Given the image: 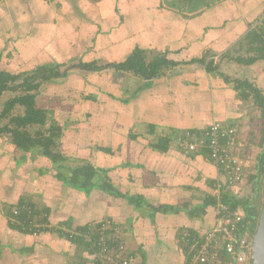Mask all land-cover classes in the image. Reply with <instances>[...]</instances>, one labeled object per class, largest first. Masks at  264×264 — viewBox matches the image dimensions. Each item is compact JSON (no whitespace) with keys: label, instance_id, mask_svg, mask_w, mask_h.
<instances>
[{"label":"crops","instance_id":"0c3cea01","mask_svg":"<svg viewBox=\"0 0 264 264\" xmlns=\"http://www.w3.org/2000/svg\"><path fill=\"white\" fill-rule=\"evenodd\" d=\"M208 2L0 0V47L14 57L7 66L0 54V69L19 71L44 62L72 66L80 59L121 61L137 47L149 60L161 54L168 60L151 79L124 70L94 71L104 73L101 87L87 80L81 97L60 95L50 109L55 116L69 112L63 123L56 122L63 127L65 165L77 164L75 158L90 162L98 168V183L109 180L121 195L97 187L78 189L58 178L47 158L24 156L0 138V264L86 260L81 243L12 226L6 213L20 200L46 209L55 224L77 227L112 219L141 264H187L180 236L185 230L203 235L213 226L214 205L204 202L213 193L216 169L203 150H181L176 137L185 129L203 130L213 120L237 121L240 136H246L242 120L249 110L241 109L234 81H223L239 77H231L218 56L257 22L264 7V0ZM207 51L211 54L204 61H193ZM211 60L219 70L207 69ZM81 100L77 114L82 119L75 121L71 102ZM164 138L169 139L165 149L164 142L157 145ZM165 205L172 210L154 209Z\"/></svg>","mask_w":264,"mask_h":264},{"label":"trees","instance_id":"16d2710c","mask_svg":"<svg viewBox=\"0 0 264 264\" xmlns=\"http://www.w3.org/2000/svg\"><path fill=\"white\" fill-rule=\"evenodd\" d=\"M207 6L212 4L211 0H208ZM220 1V0H218ZM262 14L256 19V23H252L246 32L238 39L236 42L239 49L247 53V56H242L238 54L236 56L229 55L226 52L224 56H229L230 59L234 60L241 65H251L258 61H264V7L262 9ZM3 48L0 49V54L3 56ZM9 53V54H8ZM5 54L7 57L12 56V52ZM210 51L203 53L201 57L193 59V61H204V56H209ZM67 63V62H66ZM168 60L165 55H158L154 59H148L146 51L140 48H135L125 59L121 61H108V62H98L97 60L83 61L78 60L73 62L72 66H67L65 69L61 70V66L65 63H52L44 62L36 64L32 68H23L19 71L14 69H0V95L6 91L11 90L15 92L12 98L5 101L4 106L0 112V120L7 117V122L4 124L0 123V138L6 137V140L12 147L23 152L25 154H30V156L40 155L47 158L51 163L52 167L57 173V177L68 182L81 190H88L89 188L97 187L104 192L111 195H121L109 180L101 178V182L98 183L96 180L98 168L94 167L90 162H83L80 158H75L78 162L75 165H65L67 156H65L60 150L61 137L63 135V127L56 122H51L48 127L46 126L47 110L36 106L33 102L34 94L39 91V87L42 82L55 79L67 75V70L73 67H77L81 70L86 71H101V70H124L131 71L137 75L144 78L151 79L159 76L163 65H167ZM207 69L210 71L219 70L218 63L214 64L211 60L208 62ZM227 78V79H226ZM223 79L225 82L234 81L235 90L239 94L240 100H251L256 106L255 113L258 111V117L261 119L260 127L258 133L250 129L247 133L246 138H242L239 134L240 123L231 122L237 128V134L235 135L234 147L238 148L240 144L245 146L246 153L251 154V164L250 169L247 173L246 180L237 186L231 185L229 187V192L225 194L222 201L225 202L232 211H238L243 215V222L249 226L250 232L255 233L258 224V218L260 210L263 203V186H264V92L256 84L251 82L249 79H230L226 77ZM98 86V83H97ZM85 96L89 97L90 92L86 88ZM92 97V96H91ZM85 99V98H84ZM86 100V99H85ZM84 101H79L76 105L71 102L73 111L70 112L71 118L75 121L82 119L81 115L77 114V109L83 107ZM20 105L23 107V112L10 115L11 110L16 106ZM74 105V106H73ZM75 107V108H74ZM251 115V113L249 112ZM254 116V115H253ZM251 115V119L253 120ZM86 117V116H85ZM256 117V115H255ZM257 117V118H258ZM87 118V122L89 118ZM185 129L181 131L177 137L185 132ZM204 130V129H203ZM196 131V132H201ZM190 133L195 132V130H189ZM242 132V131H241ZM243 136V135H242ZM176 137V138H177ZM164 142V148H167L169 139L164 138L157 145L161 146ZM160 147V148H161ZM252 147L257 148V153L254 155L252 152ZM111 150L109 148H100V150ZM162 149V148H161ZM185 153H195L199 150H203L211 161L208 154V149L206 147L197 148L192 151H185ZM242 151L244 149H241ZM82 161L83 163H81ZM212 162V161H211ZM214 165V164H213ZM103 171V170H102ZM244 185H248L250 193L245 195L242 193ZM214 193V190H213ZM212 194L208 195L207 200L204 202L206 204L214 205L215 199ZM130 201L136 205H140L138 199L131 197ZM24 202L23 200L19 201ZM11 207V206H10ZM168 206L155 207V210H161L164 212L169 211ZM9 209V208H8ZM203 210V206L201 207ZM46 210V209H45ZM170 210H172L170 208ZM83 226V225H82ZM245 227L241 229L243 233ZM183 233V232H182ZM181 233V235H182ZM181 237V236H180ZM180 241H182L180 239ZM83 245V244H82ZM85 248V245H83ZM182 249L187 253V264L189 261V254L187 247L182 246ZM85 263V261L83 262Z\"/></svg>","mask_w":264,"mask_h":264},{"label":"built area","instance_id":"2783aa9c","mask_svg":"<svg viewBox=\"0 0 264 264\" xmlns=\"http://www.w3.org/2000/svg\"><path fill=\"white\" fill-rule=\"evenodd\" d=\"M237 131L231 122L213 120L201 132L186 130L176 138L177 145L185 151L206 147L216 169L213 226L203 235L185 230L180 237L188 249V264H251L254 233L243 222V215L222 201L231 185H241L246 180L252 162L243 144L233 146ZM6 216L12 226L22 230L54 232L85 245L86 260L82 264H141L139 253L128 249L123 229L110 218L77 227L65 222L55 224L47 210L27 201L9 207Z\"/></svg>","mask_w":264,"mask_h":264},{"label":"rangeland","instance_id":"374dc122","mask_svg":"<svg viewBox=\"0 0 264 264\" xmlns=\"http://www.w3.org/2000/svg\"><path fill=\"white\" fill-rule=\"evenodd\" d=\"M1 48L2 47H0V49ZM3 50L4 51H3L2 59L3 61H5L6 65L8 66L10 62H14L13 61L14 57L13 55L11 57L5 56L7 51L5 49ZM227 51L229 52V55H233V56H236L238 54H241L242 56L248 55L247 53L239 49V46L237 43H234L231 46V48L227 49ZM224 53L223 54L219 53L218 60H220L219 63H221V61L223 60L221 67L223 69H224V66L227 67L226 70L228 71V73H230L231 77L233 78L239 77V79H246L247 77L252 75V79H249V80L253 82L254 84L256 83V85L260 87L264 92V79L262 78L264 77V66H262V64H264V61H258L260 63H253L248 66L241 65V64H238L232 61L230 62L227 59L228 56H224ZM15 63L24 67L21 63L17 61H15ZM259 64H261V66H258ZM66 67L67 66L64 65V66H61L60 69L63 70ZM96 73H97L96 75H93L91 71L81 70L77 67H73L67 70L66 76H63L61 78L58 77V79L55 78V79H51V80L41 83V86L39 87V91L34 94L33 96L34 98L32 99L36 106H39L47 110L48 115H47L45 127H48L51 124V122H57V123L62 122L63 123L64 118L68 116L69 114V112H67L66 115L62 114L61 116L60 115L55 116L53 112L50 111V109L54 107L60 95H72L77 98L81 97L83 94L84 83L87 80H89L90 83L91 84L93 83L94 85L98 83V85L101 87L100 78L102 77L104 73H100V72H96ZM257 77H259V79H257ZM110 79H113V77H110ZM14 95H15V92L11 90H6L0 95V112L4 106L5 101L8 100L9 98H12ZM243 104H244V107L243 108L241 107V109L245 111L249 110L251 115L252 116L254 115L253 116L254 119L251 120L250 115L248 116L244 114L245 117L243 118L242 123H243V126H248V128L244 129V131H247L246 133L244 132V135L247 136V133L250 129L254 130L255 133H258L261 119H259L260 117H258V111L255 113L256 106L252 103L251 100H248V101L243 100L241 105ZM22 112H23V107L20 105H16L11 110L10 115H16ZM7 120H8L7 117H5L4 119L2 118L0 120V123L4 124L7 122ZM251 153L255 155L257 153V148L252 147ZM242 193L245 195H248L250 193V189L248 185L247 186L244 185Z\"/></svg>","mask_w":264,"mask_h":264},{"label":"water","instance_id":"95a60500","mask_svg":"<svg viewBox=\"0 0 264 264\" xmlns=\"http://www.w3.org/2000/svg\"><path fill=\"white\" fill-rule=\"evenodd\" d=\"M262 195L263 203L252 242L251 264H264V186Z\"/></svg>","mask_w":264,"mask_h":264}]
</instances>
